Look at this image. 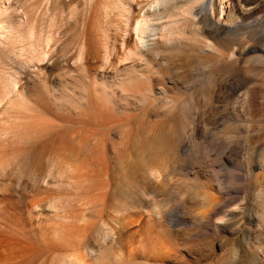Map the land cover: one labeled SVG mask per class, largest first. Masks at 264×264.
<instances>
[{
  "label": "rangeland",
  "instance_id": "obj_1",
  "mask_svg": "<svg viewBox=\"0 0 264 264\" xmlns=\"http://www.w3.org/2000/svg\"><path fill=\"white\" fill-rule=\"evenodd\" d=\"M100 2L0 0V167L9 165L15 172L7 184L27 178L52 151H74L73 169L92 163L100 175L105 165L108 169L102 170L110 175L101 174L102 184L105 177L109 181L104 189H98L91 168L79 184L73 179L76 186L40 182L36 205L4 182L3 188L12 190L0 191V264H71L77 259L86 264H264V86L258 117L241 97L232 99L242 106L228 116L222 114L226 101L219 89L204 87L209 75L222 68L217 60L210 67L194 52L185 66L173 49L165 68L152 76L160 81L151 85L131 71L135 59L109 57V64H101L82 44L96 39ZM184 29L170 27L173 39ZM190 34L184 36L188 49L199 44ZM255 41L264 49V33ZM241 66H248L256 79L264 74L258 62ZM255 78L242 87V78L236 77L237 96L255 85ZM173 101L182 109L177 108L175 119L177 137H183L181 143L176 138L177 166L166 177L154 173L143 179L139 170L136 180L117 175L114 189V156L128 132L160 122ZM90 154L102 164L95 157L100 166L91 162ZM155 177L164 188L154 195L147 184Z\"/></svg>",
  "mask_w": 264,
  "mask_h": 264
},
{
  "label": "bare ground",
  "instance_id": "obj_2",
  "mask_svg": "<svg viewBox=\"0 0 264 264\" xmlns=\"http://www.w3.org/2000/svg\"><path fill=\"white\" fill-rule=\"evenodd\" d=\"M95 1L99 2L100 0ZM99 5L97 3L95 4L97 8L98 6L99 8L101 7V11L99 9L101 12L100 15L97 13L95 14L96 16L99 15L101 17L99 19L100 21L97 22L98 28L96 39L95 41L85 40L82 44L84 46L86 45V47H90L98 60H103L101 61V64L110 61L108 60L109 57L116 59L119 56L120 58L118 57V59H122L123 62L128 61V63L130 60L135 59L137 63L131 71L135 76L138 75L136 77H145V81L151 85L152 82L158 83L160 81H153L152 76L155 72L161 70L162 66L164 67L167 63V58L170 53L173 52V49H175V52L178 54L179 52L182 54L181 60L182 64L184 63L183 65L185 66L190 65V60L195 57L193 53L197 52L203 56V64H207L211 67L210 62L217 60L222 66L221 69L214 70L213 73L209 75L205 81L204 87L206 86V90L219 89L221 95H223V99L226 101L225 107L223 106V115H233V113L237 111V107H240L239 104L242 102H240V100H238V102L236 99L240 97L242 98L243 103H245L244 105L248 106V109L254 117H258L262 113L263 106L260 104L259 98L260 88L262 87L263 89L264 86V74L261 72L263 75H256L259 77L256 79L255 76H251L252 74L249 67H242L241 64L245 62L248 64L258 62L264 65V49L255 45V42L257 41H255V39L257 36L264 33V0H101ZM89 6H92L90 5V2ZM95 6L93 5L92 8L95 9ZM99 11L96 10L98 13ZM181 25L186 29L178 32V35H176L177 39L174 40L173 36L175 33L170 31V27ZM188 30L190 32H188ZM186 32L187 34L193 32V34L190 35L193 37L197 36L198 40L196 39L194 41H199V44L196 45L195 48L188 49V47H186L187 43L185 44L184 39V36H187ZM194 43L196 44L198 42ZM44 46L42 47L43 50ZM44 52L46 51L44 50ZM42 54H44V61L46 64L50 65L51 60L46 59L48 58L47 56H49L46 55L47 52ZM107 63L109 64V62ZM263 70L264 67L262 68V71ZM7 73L8 72H6V74ZM224 73H226L227 76L226 74L224 75ZM221 75L223 76L222 78H220ZM224 76H226V78ZM238 76L242 78V87L250 85L253 78H255V81L257 82L255 85L246 88L247 90L243 94L237 96V93L241 88L237 85L238 83L236 84L235 82V79L236 77L238 78ZM206 96L205 98H207ZM234 97H236V99L233 101L232 99ZM205 98L204 100H206ZM205 102H209L208 98L204 103ZM178 104L177 101H173L169 106L170 108L167 109L168 111L162 115V120L160 122L152 124L147 128L138 127V129L134 127L128 132L129 134H127L119 151L115 154L116 156H114L112 169L114 174L116 173V177L112 176L110 178L112 182L111 186L114 187V189L117 184L115 183V178L118 177L117 175H121V177L125 180L127 179V181L136 180L134 175L136 170H139L144 177L143 179H146L148 174L154 175V173L166 177L165 172L168 169H173L177 166L178 153L176 152L175 144L179 137H177L178 128H176L175 119L177 118L176 112H178ZM179 110L182 109L180 108ZM181 114L183 115L184 113H181L180 111V115ZM181 120L182 122L184 121V119ZM226 123L227 122H225L224 125H226ZM227 124L229 125V121ZM182 125H180L181 128L183 127ZM187 127H185V129ZM225 129H227V127H225ZM183 131L185 130L181 129V131H179L181 132V135H183ZM182 138H180V140L178 139L179 141L177 142H180ZM176 145H178V143ZM248 148L251 151L262 150L260 147L261 150L256 147ZM73 152L52 151L53 156L52 153H50V156L44 165L39 164L35 169H31L27 178L25 177L23 179L19 177L14 185L7 184V182L13 183L15 172L11 169L12 167L9 165L1 166L0 180L3 182L0 181L2 182L0 184L3 185H1L2 187H0V189H2L0 191L6 188V183L7 186H13V192L18 193L20 196L23 197V195L28 194L30 196L28 202L31 205H36L35 203H37V201L39 203L40 201L37 200L36 197L42 193V191H39L38 187L40 182H42L41 184H45L50 180L48 186L52 183V185L72 184L76 186L73 179L79 184L81 178H88L91 172L93 173V169L95 173L99 168H95L94 165V168L92 169L93 164L91 162L97 160L95 156V160L94 157L91 159L93 156L92 154H94L92 153L90 154V163L92 165L88 163L92 169L90 174L86 172L88 167L84 169L83 165H80L79 168L76 167L73 169L70 163V157H72ZM95 155L97 156V153H95ZM103 157L105 156L103 155ZM103 160H105V158ZM98 162L102 164L101 162L103 161L99 160ZM98 162L95 161L93 163L98 164ZM98 166L100 165L98 164ZM104 167L102 166L100 169L101 171L99 170L100 175L97 173L99 177L102 175L104 176V174L108 175V168L105 167L107 169L102 170L105 169ZM80 168L84 169L82 173H79V171H81ZM90 168H88L89 171ZM98 175H96V173L94 174V176H97L95 177L97 181H99ZM103 176L100 178L103 180H101L100 183L95 181V184H99L98 189H104V186L109 182L107 180L108 178L105 177L106 181L103 185L101 183L104 182ZM148 180H150V178ZM157 182L158 178L147 184L148 188L154 195L161 193L164 188L163 185L160 186ZM100 184H102V186ZM3 186H5V188H3ZM10 187H7V190H9ZM7 190L5 189L4 191ZM218 193L221 194V192ZM262 214L264 216V207ZM68 262L71 264H86L83 262V259H77L75 261L71 260Z\"/></svg>",
  "mask_w": 264,
  "mask_h": 264
}]
</instances>
